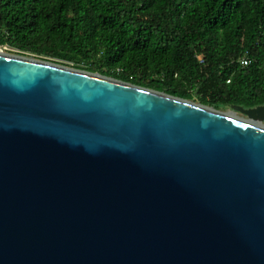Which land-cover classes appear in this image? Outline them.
Returning <instances> with one entry per match:
<instances>
[{"label":"water","instance_id":"water-1","mask_svg":"<svg viewBox=\"0 0 264 264\" xmlns=\"http://www.w3.org/2000/svg\"><path fill=\"white\" fill-rule=\"evenodd\" d=\"M3 48L0 264H264V105Z\"/></svg>","mask_w":264,"mask_h":264},{"label":"trees","instance_id":"trees-1","mask_svg":"<svg viewBox=\"0 0 264 264\" xmlns=\"http://www.w3.org/2000/svg\"><path fill=\"white\" fill-rule=\"evenodd\" d=\"M0 47L217 110L264 105V0H0Z\"/></svg>","mask_w":264,"mask_h":264},{"label":"rangeland","instance_id":"rangeland-1","mask_svg":"<svg viewBox=\"0 0 264 264\" xmlns=\"http://www.w3.org/2000/svg\"><path fill=\"white\" fill-rule=\"evenodd\" d=\"M4 51L6 52V53H9V54H13V55H21V56H25V57H29V58H31V56H27V55H24V54H20V53H18V52H16V51H14V52H10L9 50H7V49H4ZM33 59H40V60H48V59H44V58H40V57H36V56H34V57H32ZM49 61H51V60H49ZM51 62H55V63H57V64H59V65H62V66H66V67H69V68H74L73 66H71V65H68V64H65V63H59V62H56V61H51ZM74 69H76V68H74ZM77 70H79V69H77ZM81 71H85V70H81ZM195 96V95H194ZM188 101H190V100H188ZM190 102H192V103H195V104H201L200 103V101L198 100V98H191V101ZM208 107H210V106H208ZM213 108V107H212ZM231 108H229V107H226V108H221L220 109V111H222V112H229V113H232V112H230L231 110H230ZM233 115H234V113H232ZM238 117H240V118H245L243 115H241V114H239L238 113V115H237Z\"/></svg>","mask_w":264,"mask_h":264},{"label":"built area","instance_id":"built-area-1","mask_svg":"<svg viewBox=\"0 0 264 264\" xmlns=\"http://www.w3.org/2000/svg\"><path fill=\"white\" fill-rule=\"evenodd\" d=\"M241 65L244 66V67H247L250 65V60L247 58V57H244L242 60H241Z\"/></svg>","mask_w":264,"mask_h":264},{"label":"bare ground","instance_id":"bare-ground-1","mask_svg":"<svg viewBox=\"0 0 264 264\" xmlns=\"http://www.w3.org/2000/svg\"><path fill=\"white\" fill-rule=\"evenodd\" d=\"M3 52H5L4 49H3ZM5 53H6V52H5ZM232 113H234V112H232ZM232 113H228V114H230V115H232V116L236 115L235 113H234V115H233Z\"/></svg>","mask_w":264,"mask_h":264}]
</instances>
